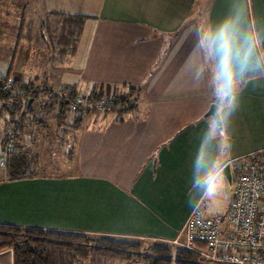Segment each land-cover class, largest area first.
I'll return each instance as SVG.
<instances>
[{"label":"crops","instance_id":"crops-1","mask_svg":"<svg viewBox=\"0 0 264 264\" xmlns=\"http://www.w3.org/2000/svg\"><path fill=\"white\" fill-rule=\"evenodd\" d=\"M22 1L23 10L0 0V37L8 31L1 15L15 27L33 2ZM199 1L39 0L44 15L85 19L60 64L61 83L84 95L104 88L107 97L136 89L138 108L119 122L112 114L87 119L76 134L75 174L1 178L0 225L169 242L222 176L221 161L264 152V0ZM43 25L40 37L29 33V46L46 41ZM13 53L12 79L25 83L14 78L16 46ZM227 98L220 131L205 115ZM37 117L45 124L17 132L15 163L40 170L58 122ZM8 129L2 151L14 125ZM35 137L53 140L28 157Z\"/></svg>","mask_w":264,"mask_h":264},{"label":"trees","instance_id":"trees-1","mask_svg":"<svg viewBox=\"0 0 264 264\" xmlns=\"http://www.w3.org/2000/svg\"><path fill=\"white\" fill-rule=\"evenodd\" d=\"M84 18H58L53 25L44 24L46 43L50 50L66 55L73 52L78 37L82 32ZM24 21L19 29L18 44L22 40H30L24 36ZM13 63L5 78H0V110L6 114L8 124L14 125L13 137L4 140L3 147L9 142L14 143V152L8 157L9 183L34 180V171L27 166L15 163V158L22 155L17 150L21 138L17 132L32 126L45 124L37 115L42 112L49 117L54 116L58 128L64 131L63 138L72 135L77 141L89 118H69V105L80 94L77 88L69 87L58 93L45 87L46 81L41 79L28 82L14 81V89L2 91V88L12 80ZM255 76L241 79L235 83L238 90ZM129 89L122 94L107 97L99 88H95L84 100L88 105L98 101H106L114 115L115 121H123L128 114L133 113L132 105L137 110L138 90ZM65 93L67 96H65ZM231 98L224 102H216L220 109L229 105ZM55 106V108H54ZM56 109V110H55ZM219 129V128H218ZM220 130V129H219ZM222 131V130H220ZM67 145V143H65ZM71 147L69 155L72 154ZM225 149L222 153L225 154ZM19 153L17 156L15 154ZM221 161L219 168L225 165ZM11 251L14 264H209L199 254L175 247L168 242L156 239L125 238L107 235H91L74 232L42 230L18 226L0 225V252Z\"/></svg>","mask_w":264,"mask_h":264},{"label":"built area","instance_id":"built-area-1","mask_svg":"<svg viewBox=\"0 0 264 264\" xmlns=\"http://www.w3.org/2000/svg\"><path fill=\"white\" fill-rule=\"evenodd\" d=\"M10 89H14L12 80L2 91ZM84 96L79 94L70 103V119L86 118L89 110L97 117L111 111L106 101L88 105ZM13 152L14 143L9 140L3 147L0 166H6ZM228 164L236 186L227 218L208 216L202 200L169 243L199 254L209 264H264V152ZM6 256L7 251L0 252V264Z\"/></svg>","mask_w":264,"mask_h":264},{"label":"rangeland","instance_id":"rangeland-1","mask_svg":"<svg viewBox=\"0 0 264 264\" xmlns=\"http://www.w3.org/2000/svg\"><path fill=\"white\" fill-rule=\"evenodd\" d=\"M202 1L203 0H200L199 3H202ZM26 5L27 4L25 2L23 3L22 0H16V6H18L20 9H22V6H26ZM22 10L16 11L17 12L16 14L23 15L24 13H21ZM45 15L42 10H39V0H33V2L30 3L28 9L25 12L24 18L22 16L19 21H16L15 27L11 24L6 25L8 18H6V15H1V19L4 20L3 28L5 27V29H8L7 31L8 34L3 33L1 34L2 36L0 37V78H5L7 76L10 65L12 63V58L14 54L13 52L15 51V46H16V53H18L19 51L18 53L19 56L17 57V60L15 62L14 78L17 79L18 78L17 75H18L20 79L24 78L26 82L30 80H34L36 78H42V80L49 79V82H51L52 79V82L50 83L49 87L47 85V88L49 90H54L55 92L58 93L59 91L69 88L66 87L63 83H61L62 80L60 76H61V72L64 71V69L60 65L62 60L64 59L62 57V54H58V52L56 51L52 52V50L49 49L46 41L40 42L38 40L36 45L29 46L28 43H26L28 41L24 39L18 44V37H17L19 32L18 29L19 27L22 26L21 24L23 21H24V25H23L24 36L30 35L29 33L33 31L34 38L40 37L41 32L39 27L41 23L46 24L48 22L49 24L53 25L54 28V23L57 21V18L47 15L45 16ZM17 23L19 25L18 28H17ZM32 23L33 26H35V29H29L28 26ZM28 54L34 55V58H28L27 57ZM20 56L22 57V60H20L21 59ZM49 62H52V66L49 64ZM51 67L53 68L54 72L51 71ZM12 81L14 82L13 79ZM100 90L103 91L104 88ZM78 92L81 93V89H78ZM132 111L134 113L136 112L134 104L132 105ZM88 115H92L89 116V118L90 117L93 118V116H96L90 110L88 111L87 116ZM103 115L105 116L106 114ZM7 120L8 118L6 117V114L2 113V111L0 110V159L3 156L1 145L6 133L9 131L8 127L10 126ZM63 135H64L63 129L58 128L56 132V136L54 138L55 142L57 143H54L52 147H50L51 145H48V148L45 149L44 152L45 154H40V155L38 154L40 158L43 160L41 163L43 169L39 170L37 168V164H35L33 168L31 167L32 169H29L30 172H33L35 170L36 173L56 175V176L71 175L77 172L74 166L76 141L73 140L72 136H67L66 138H63ZM216 137L219 140H222L219 132H216ZM35 138L36 139L34 141L36 142L37 146L35 148L29 149L30 151L27 152L28 157H33L32 156L33 150L37 152L39 145L42 144V142L43 143L44 141L51 142L53 140L51 138L48 139L41 137H35ZM59 142L62 143V145ZM65 143H67V145ZM71 147H73V150H72V154L69 155ZM8 172H9L8 160H6V166H0V179L6 177L8 175ZM235 186H236L235 179H234L233 187L230 188L223 175L216 178L212 182L210 191L204 202L208 216L220 215L223 216L224 218H227L230 205L233 201ZM1 264H14V256L11 251L7 252L6 259L3 260Z\"/></svg>","mask_w":264,"mask_h":264},{"label":"water","instance_id":"water-1","mask_svg":"<svg viewBox=\"0 0 264 264\" xmlns=\"http://www.w3.org/2000/svg\"><path fill=\"white\" fill-rule=\"evenodd\" d=\"M205 118H211L215 125L222 130V121L220 117V106L216 103H213L208 112L205 115ZM222 175L224 176L226 182L228 183L229 187L232 188L234 181H233V174L231 170V166L227 163L222 168Z\"/></svg>","mask_w":264,"mask_h":264}]
</instances>
